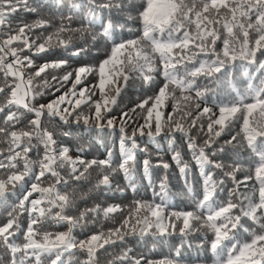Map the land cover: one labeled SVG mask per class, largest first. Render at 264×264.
<instances>
[{"label": "snow or ice", "instance_id": "6c2138e0", "mask_svg": "<svg viewBox=\"0 0 264 264\" xmlns=\"http://www.w3.org/2000/svg\"><path fill=\"white\" fill-rule=\"evenodd\" d=\"M21 3L26 12L39 14L42 10L40 5H30L29 0H0V27L4 25L6 16L19 10ZM73 7L87 8L84 20L89 26L97 20L101 22L102 32L99 35L111 39V51L98 66L83 65L63 76H53L52 81L61 88L69 83L71 87L47 103L40 102L38 98L44 97L47 90L54 87L53 83L45 80L38 88L34 79L50 69H63L67 61L42 64L33 77L25 79L26 70L33 66V61L23 53L40 54L57 48L65 51L75 49L73 55L84 53L87 49L72 44L70 36L65 38L66 33L78 31L70 27L71 17L62 18L58 26H54L51 20L39 18L32 24L19 25L8 34L0 31V97L5 98V102L0 103V119L3 122V126H0V144H7L6 150L0 148V205L6 203L10 195H22V198L18 197V204L8 212L6 222L0 223V249L3 250L0 264H76L72 259L74 250L87 253L80 264H100V250L107 252L129 236L163 238L178 230L185 237L191 232L205 229L212 233L209 238L205 232V239L217 258L216 264H264V59H258V54L264 57V0H144L138 6H134L132 0H80ZM104 10L109 13L106 22ZM114 10L127 11L128 20L139 19L142 35L117 42V28L122 32L126 24L114 22L111 18ZM133 10L137 12L136 17L131 15ZM65 20L69 23L66 24ZM49 28L54 30L49 32ZM37 30L39 34H36ZM96 39L93 36V40ZM218 41L222 42V48ZM237 61L248 78L246 92L253 102H246L248 95L239 91L238 98L224 102L218 101L215 91L207 86L204 91L200 90L199 78L219 84L221 77L231 76ZM250 67H254L255 72H250ZM161 69L165 82L154 96L137 105L138 109L147 113L143 116V123H137L129 135L126 129L133 118L128 112H123L119 117L122 162L118 168H112V172L121 171L126 178L132 175L134 168L129 166V162L135 163L137 135L155 138L163 134L175 139L179 133L187 137L188 148L201 168L213 165L206 149L213 150V155L216 151L226 153V146H231L233 152L237 148L250 150L258 158L255 167L259 184L258 199L255 190L252 195L229 190L226 201L219 199L224 180L217 181L211 172H202L201 190L189 188L194 210L166 212L164 196L159 203L155 200H136L128 217L119 226L110 228L107 233L86 234L85 239L78 240L73 235V229L87 227L90 215L98 217L103 211V215L108 217L119 209L116 206L101 209L98 205L81 212L78 218L65 215L72 198L62 192V187H66L68 181L58 169L63 168L66 162L71 166V180H87L88 170L92 166L101 169L111 167L112 153L109 151L108 158L99 160H86L79 155L72 159L68 155L69 149H57L53 133L41 128V116L58 117L66 124H71L75 117L77 124L82 122L86 127L115 130L117 118L111 113L116 96L134 77L141 80L142 87L152 86L153 73ZM90 74L98 78L95 85L85 84ZM256 79H259L258 84L254 82ZM170 85L173 88L170 89ZM176 89H179L182 104L189 107L173 105V112L165 114L161 109ZM97 90L100 98L93 99ZM56 91L60 89L56 88ZM113 91L115 95H111ZM193 91L194 97L191 95ZM209 92L211 98L206 94ZM172 99L176 100L177 97L173 95ZM150 101L151 105L146 107ZM192 104L194 109L190 107ZM209 104L218 107V115ZM84 107L89 110L87 115L83 114ZM21 109L34 114L27 124H24ZM131 111L136 113L137 109ZM237 113L242 116L239 130L235 135H230V139H225L219 149H215L219 138L226 132L230 134L234 118H240ZM205 117L208 120L207 139L202 146H198L189 133L197 127L203 132ZM34 138L43 145V155L39 159L30 156L36 147ZM129 141L132 149L128 148ZM77 152L87 155L83 146H78ZM172 159L186 176L187 166H181L180 154L175 153ZM234 165H230L228 171L219 162L214 167L239 186L244 181L236 180L235 174L240 170V165L237 162ZM143 166L147 173L151 167L150 160L145 159ZM158 166L169 168V164L164 162ZM48 174L54 178V183L44 186L42 178L46 179ZM248 179L251 177H245V181ZM100 185L110 187L108 174L98 179L97 187ZM129 186L135 190V184L131 181ZM160 188L162 193L166 190L163 182ZM33 194H37L35 198ZM56 208L59 211L53 213ZM22 213L27 214L26 228L19 219ZM48 218L55 219L58 224L67 222V231H42L41 225ZM20 235H23L22 244L16 242ZM175 255L180 257L181 249H176ZM109 264H144V258L131 260L128 252H124ZM146 264H178V261L148 260Z\"/></svg>", "mask_w": 264, "mask_h": 264}, {"label": "trees", "instance_id": "16d2710c", "mask_svg": "<svg viewBox=\"0 0 264 264\" xmlns=\"http://www.w3.org/2000/svg\"><path fill=\"white\" fill-rule=\"evenodd\" d=\"M15 2V0H13ZM80 0H29V4L32 6L40 5L42 10L39 14L30 13L23 10V4L19 5V10L10 16H6L4 25L0 27V31L8 34L18 28L22 24H32L39 18H44L46 20H51L54 26H58L61 19L65 17H71L70 27L78 31H72L65 34V38L71 37L72 44L79 48L87 49L84 53L80 55H73L72 51H65L63 48H57L53 51L34 54L33 52L25 51L23 54L31 57L33 61V66L28 68L25 73V79L33 77L34 73L38 68L45 63H50L52 61L66 60L67 64L63 69L60 70H49L47 73L42 74L41 77L35 78V85L39 88L45 80L53 83L54 87L47 90V94L40 99V102L47 103L50 100H55L62 92L67 91L71 87V84H66L64 87H60L55 81H52L53 76H63L67 72H72L74 69L83 65L98 66L100 61L105 59L108 54H110L112 42L111 39H106L101 37L99 34L102 32L101 22L97 20L94 25L89 26L87 21L84 20V15L87 12V8L79 9L74 8L73 5L79 3ZM127 2V0H125ZM134 6H138L144 2V0H132ZM99 14V10H98ZM133 17L137 16V12L133 10L131 12ZM103 16L105 22L109 18V13L104 10ZM128 12H117L113 11L111 13V18L114 22L119 24H126L125 28L121 32L119 28L116 30L115 39L117 42L121 40L134 39L142 35V24L139 19L128 20ZM66 24L69 23L68 20L64 21ZM86 29V30H84ZM131 29V31L129 30ZM53 28H49L48 31H53ZM83 30V31H80ZM36 34H39L37 30ZM47 33H45L46 35ZM93 36L97 39L94 41ZM32 38H35L34 36ZM220 48L223 47L222 42L218 41ZM22 47V46H21ZM258 59H264L258 54ZM157 66L158 57H157ZM250 72H255L254 67L249 68ZM219 75V74H217ZM258 76L261 74H257ZM154 81L153 85L150 87H142V82L140 79L133 78L130 80L128 85L123 88L118 96H116V104L112 106L113 111L112 116L117 118V126L115 130L105 128L98 129L95 127H86L82 122L77 124L75 122V117H73L71 124H66L65 122L59 120V118H49L47 114L41 117V128L53 133V138L57 141L55 147L57 149L66 147L69 149L68 155L72 159H76L77 156L86 160L93 159H105L108 158V152L111 151L112 160L111 167L101 169L97 166H92L88 170V179L81 180L79 182L71 180V166L66 162L63 168L58 169L60 175L68 181L66 187H62V192L69 194L72 198V204L65 210V215L71 216L73 218H78L81 212L87 209L95 208L100 206L101 209L107 208L109 206L118 207V211L111 213L108 217L103 215V211L100 212L99 216H89V222L87 227H76L73 229V235L79 239H85L86 234L91 235L93 233L104 232L107 233L110 228L119 226L122 221L128 217L129 212L133 206L134 201H153L157 203L160 202L161 197H166V212L172 211H192L195 206L189 195V188H193L200 191L202 188L203 176L202 172H211L214 179L219 181L224 180L222 185L223 191L219 193L218 198L222 200H227L229 198V190H235L237 193H244L247 195H252L254 190L256 191V198L258 199V188L259 184L255 177V167L256 160L258 159L251 154L250 150L244 148H237L235 152L232 151L231 146H226L228 151L226 153H220L216 151L213 155V150L206 149V153L209 158L213 161L212 166H207L201 168L196 160L194 159L193 152L188 148L187 137L179 133L176 134V138L172 139L161 134L155 138H149L148 136L136 137V148L135 152V163L129 162V166L134 168L132 175L126 178L124 173L117 171L112 172V168H118L119 164L122 162V148L120 144V122L119 117L123 112H128L129 116L133 119L129 121L127 126V132L131 135L133 128L136 127L137 123H143V116L147 113L137 108L143 100L150 96H154L155 93L159 91V86H162L164 77L162 74V69L153 73ZM98 82V78L95 74H90L85 84L91 86ZM259 83V79L254 81ZM198 84L201 91L205 90V86L208 89L215 91L216 98L218 101L223 100L228 102L229 100L238 98L237 91L248 95L246 92L248 78L243 74V69L240 67V62H236V68L232 71L231 76L221 77L220 83H209L205 78H199ZM59 88L60 91H56ZM173 88L170 85V89ZM236 91H233V89ZM187 94V93H185ZM209 98H211V93H206ZM111 95H115L113 91ZM177 97L176 100L172 99V96ZM193 97L195 96V91L191 93ZM99 91L97 90V95L93 99H99ZM5 102L4 97H0V103ZM246 102H253L251 96L248 95ZM151 105V101L149 105ZM173 105L178 107H189L188 105L182 104L181 94L179 89L168 96L165 100L164 106L161 111L163 113L173 112ZM204 105H202L203 107ZM208 106L213 107V110L219 114L218 107H214L211 104ZM194 109V104L190 105ZM136 108V113H132V109ZM24 112L23 109L20 110ZM89 110L84 107L83 114L87 115ZM259 118V114H255ZM239 119L234 118V123L230 134L226 132L221 138H219L218 144L214 146L215 149H219L220 146L224 145L225 139H230V135H235L236 131L239 130V126L242 124V116L237 113ZM34 114L24 112V124H27L28 120L33 118ZM166 118V116H165ZM179 118V117H177ZM207 117L204 118L203 125L204 130L201 132L199 127L192 130L189 134L192 135L198 146H202L204 140L207 139ZM0 126H3L2 119H0ZM69 133V135H64V133ZM33 144L36 147L33 149L30 156L34 159H39L43 155V145L38 139H33ZM83 146L87 152V155H83L77 152V147ZM0 148L7 149V144H0ZM128 148L132 149L131 142H128ZM179 153L182 160V165L187 166V174L181 173L177 163L172 159L175 153ZM236 153H239L237 155ZM39 154V155H38ZM145 159L150 160L151 167L147 173L144 171L143 161ZM160 162L168 163L169 168L165 169L162 166H158ZM222 163L225 165V171L230 170L229 166H235L234 162L239 163L240 170L236 172V180L244 181V183L239 186L233 183L230 177H225L223 171L214 167L215 163ZM37 173L39 168H36ZM81 171L83 169L81 168ZM108 174L110 180V187H105L100 185L97 187L98 179L102 178L103 175ZM250 176L251 179L245 181V177ZM44 180V186L50 183H54V178L48 174L47 178H42ZM130 181L135 184V190L129 186ZM187 181V183H186ZM163 182L165 184V191L162 193L160 184ZM37 194H33V198ZM19 198L22 195L17 193L16 195H10L7 202L0 205V223L6 222L8 218V212L12 210L16 204H18ZM236 199V197H233ZM59 211L58 208L53 209V213ZM22 221V226L26 228L27 224V214L22 213L19 217ZM195 223V222H194ZM249 224L252 222L249 220ZM199 228V226L197 225ZM253 227H255L253 225ZM42 231L57 233L67 231V222L57 223L55 219L48 218L41 225ZM205 232L210 238L212 233L210 231L198 230L189 233L187 236L182 237L178 230L172 235H167L163 238H156L148 236L145 238L139 237H127L123 242L119 243L117 246L111 247L107 252L100 250L99 262L100 264H109V261L113 260L114 257L120 256L124 252H128L129 258L131 260L144 258V264L148 260L161 261L164 259H175L178 264H216L217 258L212 253L210 249V243L205 239ZM250 239V237H249ZM22 244L23 235H20L16 241ZM181 249V256L176 257V249ZM75 255L72 259L75 260L76 264H80V261L86 258V251L74 250ZM3 250L0 249V254ZM67 258V257H66ZM7 259V257H5ZM47 264V262H46Z\"/></svg>", "mask_w": 264, "mask_h": 264}, {"label": "water", "instance_id": "95a60500", "mask_svg": "<svg viewBox=\"0 0 264 264\" xmlns=\"http://www.w3.org/2000/svg\"><path fill=\"white\" fill-rule=\"evenodd\" d=\"M42 117V116H41Z\"/></svg>", "mask_w": 264, "mask_h": 264}]
</instances>
